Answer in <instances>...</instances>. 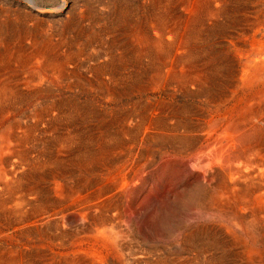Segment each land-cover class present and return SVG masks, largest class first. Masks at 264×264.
Instances as JSON below:
<instances>
[{"label": "bare ground", "instance_id": "1", "mask_svg": "<svg viewBox=\"0 0 264 264\" xmlns=\"http://www.w3.org/2000/svg\"><path fill=\"white\" fill-rule=\"evenodd\" d=\"M67 14L0 19V264H42L40 241L74 258L50 264H116L120 246L129 264H264V0ZM149 84L129 112L106 105ZM118 149L131 162L93 176ZM132 179L152 198L137 207L147 241L122 220Z\"/></svg>", "mask_w": 264, "mask_h": 264}, {"label": "rangeland", "instance_id": "2", "mask_svg": "<svg viewBox=\"0 0 264 264\" xmlns=\"http://www.w3.org/2000/svg\"><path fill=\"white\" fill-rule=\"evenodd\" d=\"M66 2L67 3H66V5H64V8H63L64 10H58V8L63 4L62 0H30V4L28 3L27 0H0V7H1L0 8V10H1L0 11V19H2V20L6 19V18H13L14 19L15 17L18 19L21 16H26L29 13L30 16H32V17L34 16V17L31 19V21H30V19H28V20L22 19L23 20V22H22L23 26L25 24H26L25 26H27V28L30 25L33 26L32 25L33 22H34L33 19L36 18L43 25V28L48 29L50 26H53V25L57 26L61 19H65L66 16L69 15V14H67L68 11H72L73 10L75 12H78L79 10L84 9L85 0H67ZM27 74L28 73L24 74L23 77L26 76ZM149 78H150V76L148 77V75H147L144 78V81L145 82L149 81ZM132 81H134V80H132ZM148 83H150V82H148ZM128 85H131V86L134 87V83H130ZM147 86H149V88L145 91V94H143V97L138 92L136 93L135 90H134L133 95L132 94L128 95L130 92L127 94L126 91L122 95L121 92L124 91L123 88H121L122 90L118 89V90H116V93L107 95V97H106L107 104L106 105L110 109L118 106L124 112H126V111L129 112V109L138 100H140V99L144 100L146 98H152V96H153V92H151L152 91V86H151V84H149ZM31 107H32V105L28 106V108H31ZM117 123H118L119 128L121 129L122 125H125L126 127H127V125L133 126L135 124V121H134L133 118H131L129 121L125 122V120H123V122L118 121ZM133 130L134 129H130V131H131L130 133L131 134H129L127 136L128 138H131L130 140H132L135 137V133H134ZM131 135H132V137H131ZM123 138L124 137L122 136L121 140ZM122 154L126 155V152H124V151L121 152L118 149L117 151H115V153H113L112 156H110L111 160L112 159H117L118 160L120 158V156H121L122 157L121 158L122 159V161H121L122 164L121 163L118 164L120 166L117 165L118 167L117 166L114 167L112 163H109V161L105 162L104 163L105 165L99 166L96 170H94L92 172L93 176L101 175V174L103 175V174H106V173H110V174L118 173L122 169V167L124 166L126 160H128V158H129L128 156L125 157ZM130 162L128 160L126 164H128ZM153 168H154V166H150V169H153ZM134 183H137L136 179H132V181L129 184V187L124 191V199H123V205H122V213H123V219L122 220H123V224L125 225L126 228H128V226H130L131 224L133 226H135L137 228V231H139L138 235H139V238L141 239V241H143L145 239L149 240V238H151L150 235L148 236L149 233L145 229L141 228V226L139 225V216L137 214V207L140 206V202L143 203L145 205V207H151L152 206V198L148 194L147 195H141L140 194L141 192L134 188V185H135ZM211 213L214 214V212H211ZM196 214H197L196 210H195V212L193 211V212H191L189 214V220L191 222H195L196 220L199 219V214H197V215ZM76 224H77V222H74L73 223V227H75ZM105 227H107V226H105ZM95 228H97L98 230H101V231L103 229V227H101L99 225H96ZM145 241H147V240H145ZM39 243H40L39 245H41L43 247L42 249H44V250H40L41 252H44V253H41V258H40L41 261H42V264H46V263L50 264L52 262V259H74V258H71L72 256L61 257V256L58 255V254L70 253L69 249L66 250V251L65 250H57V249H55L54 250L55 254H54L53 252L50 253L46 249L47 245H45V244H47V243H44L43 241H40ZM120 247L121 248L119 250H117V252H115L113 254L115 263L116 264H129V262H132V261L129 260V256H130V258H132L131 254H129L128 249H126L124 246H120ZM47 254H49V255H47ZM43 261H45V262H43ZM71 264H75V261H73Z\"/></svg>", "mask_w": 264, "mask_h": 264}]
</instances>
